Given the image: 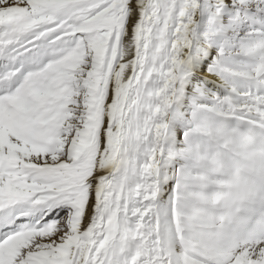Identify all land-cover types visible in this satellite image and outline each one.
I'll return each instance as SVG.
<instances>
[{"label":"snow or ice","instance_id":"6c2138e0","mask_svg":"<svg viewBox=\"0 0 264 264\" xmlns=\"http://www.w3.org/2000/svg\"><path fill=\"white\" fill-rule=\"evenodd\" d=\"M0 264H264V0H0Z\"/></svg>","mask_w":264,"mask_h":264}]
</instances>
